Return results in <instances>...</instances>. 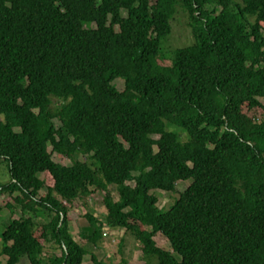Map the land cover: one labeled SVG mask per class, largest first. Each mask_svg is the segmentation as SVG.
Returning <instances> with one entry per match:
<instances>
[{
	"label": "trees",
	"instance_id": "obj_1",
	"mask_svg": "<svg viewBox=\"0 0 264 264\" xmlns=\"http://www.w3.org/2000/svg\"><path fill=\"white\" fill-rule=\"evenodd\" d=\"M178 8L193 41L161 65ZM259 97L264 0H0V194L28 213L0 232L4 264H81L67 211L94 192L104 212L85 214L93 236L122 228L142 264H264ZM185 180L156 206L152 190Z\"/></svg>",
	"mask_w": 264,
	"mask_h": 264
},
{
	"label": "rangeland",
	"instance_id": "obj_2",
	"mask_svg": "<svg viewBox=\"0 0 264 264\" xmlns=\"http://www.w3.org/2000/svg\"><path fill=\"white\" fill-rule=\"evenodd\" d=\"M121 14L124 16L126 13L124 10H121ZM192 41V32L188 26V16L185 12L178 8L170 20V32L165 40L161 42L157 63H160L161 65L169 64L170 55L173 49L188 45ZM113 83L118 90L122 88L121 79H115ZM258 99L261 103H264V97H259ZM168 127L173 128V126L169 124ZM48 150H50L49 146ZM54 157L63 164H70L69 160L62 155ZM77 157L78 159H83L84 155L77 154ZM39 177L45 179L46 174L41 173L39 174ZM0 180L2 182L8 180L6 163L4 161H0ZM189 181L190 180L176 182V190L174 192L152 190L151 193H153L156 197V206L163 209L167 208L177 197L178 192L187 186ZM129 183L132 184V182ZM110 193L112 198L116 199V191L114 186L110 187ZM101 196L102 195L100 192H94L91 196L76 199L72 203L73 205L67 211L68 226L71 233L73 234L75 240L82 244L87 250V253L83 256L81 264H94L91 260L92 254L95 255L97 260H100L106 264H120L121 258L126 261L125 264H142L145 259L142 258L136 242L134 241L133 237L128 235L122 228L108 227L102 224L100 238L99 235L93 236V233L98 229L96 227L98 226V224H96L98 223V220L95 221L93 223L95 225H93L89 223L85 214L90 213L92 216L101 220V216L104 212ZM8 202L12 205L11 211L4 204ZM0 206V232L3 231L4 225L8 223L10 216L17 218L21 215H28V213L22 212L20 207L12 201L10 196H7L6 194H0ZM34 219L36 222H38V224H41L42 222H46L48 217L45 213L39 212L37 217ZM146 228L150 229L148 226H146ZM81 229L86 235L92 236L94 242L91 241V239L82 240L78 235V231ZM153 240L158 247L171 250L168 241L159 232L154 233ZM46 244L50 245L49 243ZM50 246H52V250H54L53 253L58 252L54 244H51ZM4 261L5 256H0V263L4 264ZM17 264H28V262L26 258L22 257Z\"/></svg>",
	"mask_w": 264,
	"mask_h": 264
}]
</instances>
